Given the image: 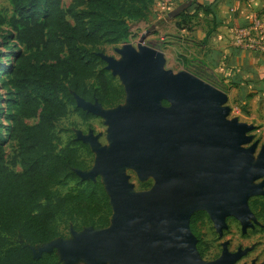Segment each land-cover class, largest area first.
<instances>
[{"label": "water", "instance_id": "water-1", "mask_svg": "<svg viewBox=\"0 0 264 264\" xmlns=\"http://www.w3.org/2000/svg\"><path fill=\"white\" fill-rule=\"evenodd\" d=\"M192 2L179 4L168 16L176 18ZM150 32L141 35L137 47L117 49L122 59L99 53L125 85L126 105L104 107L75 95L77 106L110 125L109 148L92 132L79 133L77 139L99 156L91 169L76 172L82 180L105 176L112 225L75 230L74 240L58 237L38 254L33 248L36 257L56 249L65 264L78 258L90 264H234L246 253L230 252L224 244L218 259L204 260L190 218L206 211L219 232L229 215L244 228L255 219L248 199L264 194V181L255 183L264 176V154L254 161L256 144L244 146L252 140L253 125L227 118L225 92L186 70L167 69L163 53L145 44ZM129 166L142 180L153 176L155 185L136 191L126 174Z\"/></svg>", "mask_w": 264, "mask_h": 264}, {"label": "trees", "instance_id": "trees-1", "mask_svg": "<svg viewBox=\"0 0 264 264\" xmlns=\"http://www.w3.org/2000/svg\"><path fill=\"white\" fill-rule=\"evenodd\" d=\"M155 2L71 0L65 7L64 0H12L11 17L0 7V25L9 27L8 35L2 36L4 43L13 37L30 51L12 49L10 63L0 65L2 88L9 93L6 120L10 121L4 136L0 120V264H65L56 249L39 257L33 250L63 237L61 220L73 223L77 231L110 225L112 206L102 179L82 180L76 172L88 168L81 148L90 153L89 145L69 139L60 147L56 123L71 111L84 121L97 117L77 106L75 95L98 100L104 107L117 106L125 98L124 87L115 82L99 53L105 45L126 41L131 24L147 20ZM197 10L211 12L203 5ZM186 11L176 18L179 27L188 18ZM211 33L212 28L206 39ZM4 114L0 107V118ZM34 118L35 123L27 122ZM9 141L17 144L11 164L21 170L8 164ZM69 181L75 182L72 190L55 189ZM251 207L264 215L262 200H254ZM206 216L201 210L190 218L202 256L200 223Z\"/></svg>", "mask_w": 264, "mask_h": 264}, {"label": "rangeland", "instance_id": "rangeland-1", "mask_svg": "<svg viewBox=\"0 0 264 264\" xmlns=\"http://www.w3.org/2000/svg\"><path fill=\"white\" fill-rule=\"evenodd\" d=\"M71 3V0H64V6L67 7ZM0 7L2 9V13L11 17L15 14L14 6L12 0H0ZM188 10V9H186ZM185 10V11H186ZM187 12V11H186ZM188 16V14H187ZM178 17V16H177ZM176 17V18H177ZM187 22V23H186ZM186 28L191 29L192 25H194L191 20L186 18ZM152 24H156V21H150L146 24L135 22L131 25V35L126 41L115 45H105L102 47V52L105 55L112 56L116 59H122V55L117 51L119 48H123L126 44L133 45L137 47L138 42L141 39V35L146 32L147 29L151 28V32L147 36L145 40V44L156 49L166 50L168 47L166 44L156 41L155 35H157L156 26L152 28ZM9 27L7 25H0V65L2 67L7 66L12 56H10V52L13 49L15 52L22 50L26 53L30 52L24 46H19L16 44V41L13 37H8L6 39V43L2 39V36L8 35ZM178 57H183V53L176 51ZM180 61V59H179ZM181 62V61H180ZM106 67V66H105ZM165 67L167 69H171L174 73H178L180 70L179 66L174 65L170 60H166ZM1 71V70H0ZM192 71L197 72V74L204 77V74L200 70L193 69ZM210 73L209 81L214 87H221V91L225 92L229 95V89L224 88L218 82L217 77L213 72ZM0 76L3 77L4 75ZM115 82L121 84L123 87L125 86L120 79L119 76H115ZM206 77V76H205ZM236 92V91H235ZM233 93V97L228 99L224 106H229L231 108V112L228 115V119L232 120L233 118H237L241 122H246L248 124L253 125V129L248 132V135L252 136V140L249 143H246L244 146L249 147L253 144H256V149L253 153L254 161L258 160L259 154H264V99H257L252 101L251 105L242 104V102L238 99L239 95H235ZM9 98V93L7 88H2V84L0 81V107L5 109V114L0 118L1 122L4 124L3 135H7L6 129L10 124V121L6 120V116L8 114L6 108V100ZM230 98V97H229ZM126 96L118 105H126ZM37 121V119L27 120L29 124H33ZM110 127L107 124L106 119L97 116L91 118L89 121H84L76 112L71 111L68 116L61 118L56 123V134L59 137V146L63 147L69 139L78 140L77 137L79 133L83 135H89L91 132L94 136L98 137L99 142L109 148L111 143L108 140V128ZM6 152H7V161L8 164L16 169L21 170L20 166H12V158L16 152L17 144L15 141H9L5 144ZM90 153H88L87 149L81 148L82 156L85 158L88 164V170L91 169L95 164L98 158L97 150L92 149L89 146ZM126 174L128 176L129 182L133 184L136 191H148L150 190L156 183V180L153 176H149L147 179H140L138 172L136 171L134 166H129L126 169ZM102 180L105 179V176L99 175ZM264 181V176L255 180V183L259 184ZM75 188V182L69 181L66 185L56 186L55 189L60 193H65L69 190ZM264 189V187H263ZM262 200L264 202V194L253 195L248 199V204L253 212L255 219L249 218L250 225L247 227H243L240 219L233 215H229L226 217V227L219 232L216 229L215 223L213 219L207 213V216L200 223L201 235H202V247L205 249V254L202 258L206 261H214L218 259L222 253L224 244H227V247L230 252H236L239 249L245 250L246 253L238 259L234 264H264V215L259 214L256 210L251 207V203L254 200ZM112 222H110V225ZM60 228L63 234L62 238L64 240H74L75 239V230L73 229V223L67 224L64 220L60 221ZM43 246V245H42ZM34 247L36 254L40 252L41 247ZM198 248V247H197ZM60 258L62 256L61 250H57ZM62 259V258H61ZM65 261V260H64ZM71 264H90L85 258H78L73 261Z\"/></svg>", "mask_w": 264, "mask_h": 264}, {"label": "crops", "instance_id": "crops-1", "mask_svg": "<svg viewBox=\"0 0 264 264\" xmlns=\"http://www.w3.org/2000/svg\"><path fill=\"white\" fill-rule=\"evenodd\" d=\"M163 1L156 0L148 19L140 23L156 21L152 24L157 28L156 41L168 43V49L157 50L166 60L179 66L180 70L201 69L204 77L197 76V72L192 70L186 71L209 84V72H213L220 85L230 90L228 99L235 91L245 105L264 99V52L241 48L233 43L237 27L247 26L254 13L264 15V0H192L187 10L188 20L194 23L191 29H187L182 20L179 27L178 20L170 18L164 10ZM186 1L189 0H170L171 10ZM198 5L209 7L211 12L197 10ZM211 28L212 33L206 39ZM175 50L182 52L183 57H178ZM217 88L221 90V87Z\"/></svg>", "mask_w": 264, "mask_h": 264}, {"label": "built area", "instance_id": "built-area-1", "mask_svg": "<svg viewBox=\"0 0 264 264\" xmlns=\"http://www.w3.org/2000/svg\"><path fill=\"white\" fill-rule=\"evenodd\" d=\"M162 6L166 13L171 11L170 0H164ZM233 43L241 48L264 52V15L254 13L247 26L237 27Z\"/></svg>", "mask_w": 264, "mask_h": 264}, {"label": "flooded vegetation", "instance_id": "flooded-vegetation-1", "mask_svg": "<svg viewBox=\"0 0 264 264\" xmlns=\"http://www.w3.org/2000/svg\"><path fill=\"white\" fill-rule=\"evenodd\" d=\"M195 70H201V69H197V68H194ZM182 70H193V69H182Z\"/></svg>", "mask_w": 264, "mask_h": 264}]
</instances>
